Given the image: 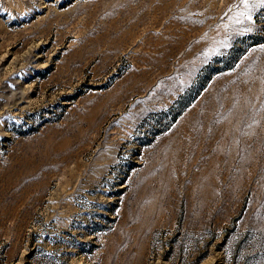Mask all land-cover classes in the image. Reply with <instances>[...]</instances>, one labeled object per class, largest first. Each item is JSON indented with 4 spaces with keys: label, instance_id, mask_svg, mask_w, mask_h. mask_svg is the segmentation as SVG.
I'll return each instance as SVG.
<instances>
[{
    "label": "rangeland",
    "instance_id": "obj_1",
    "mask_svg": "<svg viewBox=\"0 0 264 264\" xmlns=\"http://www.w3.org/2000/svg\"><path fill=\"white\" fill-rule=\"evenodd\" d=\"M0 264H264L262 0H0Z\"/></svg>",
    "mask_w": 264,
    "mask_h": 264
},
{
    "label": "snow or ice",
    "instance_id": "obj_2",
    "mask_svg": "<svg viewBox=\"0 0 264 264\" xmlns=\"http://www.w3.org/2000/svg\"><path fill=\"white\" fill-rule=\"evenodd\" d=\"M242 3H244L247 6L248 0H242ZM262 3H264V0H262Z\"/></svg>",
    "mask_w": 264,
    "mask_h": 264
}]
</instances>
